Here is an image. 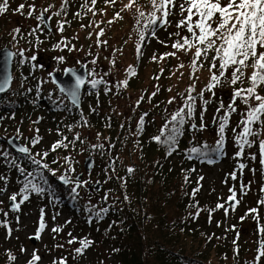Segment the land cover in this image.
<instances>
[{
  "label": "rangeland",
  "instance_id": "1",
  "mask_svg": "<svg viewBox=\"0 0 264 264\" xmlns=\"http://www.w3.org/2000/svg\"><path fill=\"white\" fill-rule=\"evenodd\" d=\"M4 2L0 0V4ZM176 2L177 7L167 6L170 11L166 18L168 23H159L160 30L155 31V36L141 42L139 39L146 35L153 16L158 15L152 0H138V3L111 0L107 3L105 13H98L101 19L97 24L87 23L85 12L86 8L91 7V0H7V10L0 14V49L13 50L15 58L12 87L3 96L6 101L14 103L17 100L15 95H23L25 105L17 110L18 114L0 109V127L6 132V139L16 136L29 149L32 162L37 160L47 164V170L55 171L56 178L66 177L69 182L60 185L70 189L80 205L87 208V212H99L103 210L102 200L114 202L116 198L109 182L107 166L111 165L118 151L110 143L107 132H104V136L100 133L103 125L116 122L122 128L128 124L130 131L134 132L140 127L143 118L145 127L149 129L146 130L147 137L154 138L162 130L166 132L171 116L178 110L183 108L185 113L188 104L199 106L198 128L193 129L195 142L201 144L207 141L215 147L223 139V145L217 149L215 147V152L222 151V158L216 163L191 166L182 156H175L171 161L177 168L188 166L193 171L195 178L201 182L205 199L210 201L216 211L211 222L215 218L222 224H235L236 233L249 240L246 256L253 261L256 251L252 241H255L254 231L264 227V205L258 203L264 199V191H261L264 188V166L259 163L258 148L260 140H264V127L260 124L251 126L260 135L249 136L252 146L245 145L242 155L238 156L240 148L237 137L243 128L241 121L246 118L247 106L237 98L233 105L235 111L228 107L233 103L236 89L251 86L247 76L253 70L245 71L242 81L233 85L230 83L229 69L214 89V96L223 104L207 101L213 96L208 93L212 72L202 70V61L210 64L215 52L206 54V58L202 57L193 67L195 48L186 51L172 47L178 41L182 43V37H191L186 28L177 27L186 18V12L181 13L178 5L185 4L187 7V4L185 0ZM225 2L221 0V3ZM156 3L159 5L160 1L156 0ZM20 4L25 5L22 12L17 11ZM129 4H132L131 8L126 7ZM29 6H32L31 14ZM43 14L50 20L52 31H48L41 20ZM35 36H41V39L36 41ZM258 51L264 49L258 47ZM168 53L175 55L169 56ZM81 66L89 74V87L82 107L78 109L80 116L61 111L58 106L52 112L51 105L46 104L43 98H50L58 104L67 105V102L52 83L50 74ZM167 73L170 75L166 79ZM190 74L200 91V96L194 101L182 94L186 88L185 82L189 83ZM97 80L102 82L93 88L92 82ZM124 81H127L126 87ZM179 88L182 90L175 95L174 91ZM170 100L173 102L169 103ZM152 101L156 102V109H153ZM149 110L152 113L145 114ZM91 112L93 115L90 119L87 113ZM226 115L228 120L221 136L219 129ZM261 119L264 120V117ZM37 139L39 142L35 143ZM58 142L62 146L53 151L52 146ZM193 148L190 145L185 151H192ZM44 153H47L46 157ZM252 156L256 159L253 160ZM89 157L94 159V166L86 172L84 162ZM240 164L245 167L241 169ZM16 165L19 167L17 170H23L25 177L30 173L21 161H16ZM33 165L39 169L35 163ZM8 168H0V211L4 218L14 223L11 226L9 224L10 228L7 227L5 232H0V248L12 252L15 259L8 258L12 264H30L34 254L40 257L36 264H60L61 260L66 264L115 263L109 243H105L102 238V231H99V237L92 236L93 232L88 230L86 221H79L75 211L59 206L46 192L42 197L35 192L30 195L29 192V199L11 215L10 197L17 195L19 202L22 186H19L14 164ZM80 174L82 179L78 180ZM97 183L102 185L100 191L94 189ZM89 184L93 187L89 188ZM230 189L235 191V201L239 202H235L234 206L229 205L232 195ZM218 204L224 207L217 209ZM252 208L258 211L249 213ZM41 216L45 224L43 231H39ZM53 228H59L60 231L53 232ZM32 237L37 238L36 245L29 242ZM73 239L75 242L70 244L68 241ZM81 240L91 241V244L83 250V254H78L76 249L81 246Z\"/></svg>",
  "mask_w": 264,
  "mask_h": 264
},
{
  "label": "trees",
  "instance_id": "2",
  "mask_svg": "<svg viewBox=\"0 0 264 264\" xmlns=\"http://www.w3.org/2000/svg\"><path fill=\"white\" fill-rule=\"evenodd\" d=\"M176 1L178 0H175L174 7H177ZM110 2L111 0H96L92 3L91 0V7L86 8L85 12L87 23L97 24L101 19L98 13L100 11L105 13L107 3ZM135 2L138 3V0ZM156 17L158 18L157 24L153 25L150 22L151 25L147 27L146 35L143 38L140 37L139 41L152 38L155 36V31L160 30L161 22L165 24L163 21L167 17H162V12H158ZM35 37L36 41L41 39V36ZM32 41L36 42L34 39ZM210 52L207 54L210 55ZM193 53L195 54V51ZM202 63H204L202 70H209L210 64L204 60ZM251 70L253 69L249 67L244 71ZM168 75L170 73L166 74V79ZM188 80L189 83L185 82V90L179 88L174 92L178 95L182 90L185 98L191 95L194 101L200 96V91L193 76ZM181 81L184 82V79ZM217 87L218 84L211 90L208 88V93L213 96L207 101L223 104L218 97L214 96V89ZM257 91L263 96L264 86L258 88ZM15 98L16 102L10 103L4 99L3 95H0V109L7 113L13 111L18 114L17 110L24 107L25 99L23 95L18 96V94ZM44 101L49 105L52 103L48 99ZM151 104H153V109L157 108L155 101ZM198 107L193 106L191 118L186 115L187 111H185L182 125L173 122L167 125V130L161 140L163 141L175 128L176 132L173 134L176 143L171 149L167 144L157 143L153 138H148L146 130L149 129L144 123L142 131L134 132L130 131L128 124L122 128L116 122L103 125V131L100 133L104 136V132H107L110 143L118 151V154L115 152L111 165L107 166L109 182L116 198L114 202L102 200L103 210L99 212L94 210L87 212L85 210L87 208L83 204L80 205L74 193L60 185L58 178L51 175L50 170L41 167H39L40 170L36 169L30 154L21 155L13 151L6 143L4 137L6 132L1 127L0 168L8 170V166L14 164L19 186L23 188L28 180H32L33 183L45 189L40 194L41 197L45 196L46 192L59 206L75 211L79 221H86L88 230L93 232L92 236L97 238L99 231H102L104 242L110 245L114 264H264V257L257 259L260 243L264 241V234L259 232L260 230L254 231L255 241H252L253 244L255 243L254 250L256 251L254 260H249L246 256L249 240L247 241L243 235L236 233L233 223L222 224L215 218L211 222L216 211L210 201L205 199L200 180L195 178L193 171L187 168L188 166L177 168L171 161L175 156H182L191 166V164H204L209 160L212 161L211 163H216L222 158V151L215 152L217 143L213 147L207 141L201 144L195 142L193 129L198 128L200 117ZM151 113L149 110L145 114ZM193 125L196 127L193 128ZM190 145L205 155L197 156L191 150L185 151ZM169 151L171 155L168 154ZM16 161L18 163L21 161L22 165L33 175L25 177L19 169L17 170L19 167ZM129 168L134 171L129 173ZM32 193L34 192H30V195ZM14 212L10 210L11 215ZM197 213L199 215H196ZM2 215L3 212L0 211V232H5L9 224L11 226L14 222L11 223L7 217L4 218ZM11 254L10 250L0 248V264H12V261L8 259L13 257ZM4 257L5 260H3Z\"/></svg>",
  "mask_w": 264,
  "mask_h": 264
},
{
  "label": "snow or ice",
  "instance_id": "3",
  "mask_svg": "<svg viewBox=\"0 0 264 264\" xmlns=\"http://www.w3.org/2000/svg\"><path fill=\"white\" fill-rule=\"evenodd\" d=\"M95 2L96 0H92V3ZM134 2L135 0H133V3ZM185 3L187 4V7H185V4H180L179 7L181 13L187 12V16L177 24V27L186 28L187 32L191 34V37H182L183 42L181 43L178 41L174 43L172 47L186 51L195 48L193 67H195L196 62L202 57L206 58L208 52H215V55L211 58L209 67V71L212 72L210 77L211 82L208 86L209 90L216 87L220 82L221 77L225 76V73L228 72L229 69H231L230 83L233 85L238 81H242V78L245 77V69L249 67L253 69L251 75L247 76L251 86L248 88L236 89L233 92V103L228 105L229 109L235 111L233 105L235 100L239 98L247 106L246 118L241 121L243 128L237 137V144L240 148V152H238L237 155L240 156L243 153L245 145L248 147L252 146L253 142L250 141L248 137L260 135V132L258 130H253L251 126L253 124H260L261 127H264V120L261 119V117H264V96L259 95L257 92L258 88L264 86V51H258V47L264 49V0H226L225 3H221V0H185ZM152 4L156 11L162 12V17L166 18L170 15L167 6L172 5L174 7L175 0H160L159 5H157L156 0H152ZM126 7L131 8L132 4H129ZM24 8L25 5L20 4L17 11L22 12ZM29 9V14H31L32 6H29ZM6 10L7 0H5L4 4H0V14H3ZM45 11H47V9H45ZM57 15H59V13H57ZM141 15H143V13H141ZM194 17L197 19L194 20ZM157 19L158 18L154 15L151 23L156 25ZM163 22L165 24L168 23L167 19H164ZM61 30H63L62 25ZM16 31L18 32L19 29ZM176 35H179V33ZM193 40L195 43H193ZM168 55L173 56L175 53H168ZM32 59H35V57H32ZM153 59H155V57H153ZM249 61H251V63H249ZM181 67H183V65H181ZM132 74L134 75V73ZM10 81L11 76H7L0 80V92H4L9 87ZM101 82L102 81L99 80L93 81L92 87L95 88L97 84ZM83 83V79L76 76L74 87L70 90L61 88V91L70 95L75 103L78 100V92ZM123 84L126 87L127 81H124ZM155 94L156 93H153V95ZM188 100H193V97L189 95ZM250 101L255 103L250 104ZM172 102L173 101L171 100L169 101V103ZM192 113L193 107L191 104H188L186 115L191 118ZM184 114V109L181 108L171 116V122L182 125L184 123ZM227 120L228 117L226 115L219 129L221 136L224 134ZM143 123V118H141L140 127H138L137 131H142ZM192 127L195 128L196 126L193 125ZM175 132L176 129L173 128L171 133L162 141L161 137L164 136V131L162 130L160 135L153 139L157 143L167 144L171 149L176 143L175 135L173 134ZM34 142L38 143L39 140L37 139ZM223 143L224 141L221 139L218 141L217 147H221ZM61 146V143L58 142L52 146V150L55 151ZM258 148L260 156L259 163L264 166V140H260ZM17 151L24 154L29 153V149L26 147H19ZM192 153L197 156L205 155L197 148H193ZM168 154L171 155V151H169ZM43 156L46 157L47 153H44ZM251 158L253 160L256 159L255 156H252ZM208 162L211 163L212 161L209 160ZM33 163L44 169L49 168L47 164H41V162L37 160H33ZM239 167L243 169L245 165L240 164ZM20 171L23 172L22 169ZM50 171L51 175H56L55 171ZM128 171L131 173L134 169L129 168ZM32 175L33 173H27V176ZM232 178L235 179V175H233ZM201 179H203V177H201ZM60 180L64 183L69 182L64 176H61ZM45 183H47V181H45ZM77 187H79V184H77ZM44 191L45 189L42 186L33 183L32 180H28L21 190L22 198L19 202H17V195H12L10 197V200L13 202V210L18 211L20 205L29 199V192L41 194ZM196 191H199V189H196ZM230 191L232 192V195L229 197V202H233L235 201L236 193L234 190L230 189ZM261 191H264V188H262ZM73 192H75V188H73ZM235 202L239 203L238 201ZM258 203L264 205V199H261ZM216 207L219 209L223 208L224 205L218 204ZM225 211L227 214V209ZM257 211L256 208H252L249 210V213H256ZM196 215H199V213ZM257 222H259L258 216ZM44 227L43 216H41L39 231H43ZM52 231L59 232L60 229L53 228ZM260 232L264 234V227L260 228ZM69 235L71 234L69 233ZM68 242L71 244L74 243L75 240H69ZM79 243L81 246L76 249V252L78 254H83V250L90 246L91 241L81 240ZM260 257H264V241H262L259 246V255L257 259ZM11 258L15 259L14 257ZM39 260L40 257L34 254L30 264H36ZM60 264H66V262L61 260Z\"/></svg>",
  "mask_w": 264,
  "mask_h": 264
},
{
  "label": "water",
  "instance_id": "4",
  "mask_svg": "<svg viewBox=\"0 0 264 264\" xmlns=\"http://www.w3.org/2000/svg\"><path fill=\"white\" fill-rule=\"evenodd\" d=\"M42 21L44 22V25L46 26V28H48V31L52 30V28L50 27V20L48 19V17L46 15H42L41 16ZM15 58V54L14 51L11 49H7V48H3L0 49V80L4 79L7 76H11V81L9 84V87L4 91V92H0V95H4L6 93H8L12 87V83H13V73H12V66H13V61ZM79 76L83 79L84 83L81 85L79 92H78V100L77 102H73V99L70 95H67L65 92L61 91V88L64 89H72L75 85V77ZM53 80V83L56 84L59 88V90L64 93L69 99L70 101L77 107L79 108L81 106V97H82V91L85 88V85L88 81V74L86 71V68L84 66H81L79 69H67L65 74H61V73H52L51 77ZM212 125L209 126V128H211ZM6 143L8 144V146L10 148H12L13 151H15L18 154L21 155H28V154H24L21 153L19 151H17V149L19 147H25L23 145V143L21 144V142L19 141V139L16 136H13L11 138H7L6 139ZM94 166V159L92 157H89L85 160L84 162V169L86 172H89ZM82 179V175L80 174L78 176V180ZM58 182L60 184H66L64 182H62L60 180V177L58 178ZM93 185L89 184V188H92ZM94 189L96 191H100L102 189V185L100 183H97L94 185ZM229 205L234 206L235 205V201L233 202H229ZM9 207L11 208V210H13V202L10 201L9 202ZM32 243V245H36L37 244V238L36 237H32L30 239V241Z\"/></svg>",
  "mask_w": 264,
  "mask_h": 264
},
{
  "label": "flooded vegetation",
  "instance_id": "5",
  "mask_svg": "<svg viewBox=\"0 0 264 264\" xmlns=\"http://www.w3.org/2000/svg\"><path fill=\"white\" fill-rule=\"evenodd\" d=\"M42 20V19H41ZM44 23V22H43ZM46 27V26H45ZM46 29H48V28H46ZM50 31H52V30H50ZM80 68V67H79ZM79 68H67V69H79ZM67 69H65L63 72H59V71H55V72H53V73H61V74H65V72H66V70ZM87 71V70H86ZM52 74V73H51ZM51 74H50V77H51ZM88 74V73H87ZM88 79H89V74H88ZM51 80H52V78H51ZM52 83H53V80H52ZM54 84V83H53ZM56 87H57V89H58V91L61 93V95H63L64 97H65V101L67 102V105H65V104H63V103H54L50 98H48V100L49 101H51L52 103L50 104L51 105V110H52V112L54 111V108H55V106H58L59 108H60V110L61 111H65L66 113H69V114H78V116H80V111L78 110V109H80L81 107H82V101L84 100V97H85V93H86V91H87V89H88V81H87V83H86V85H85V88L83 89V91H82V97H81V106L79 107V108H77L71 101H70V99L64 94V93H62L60 90H59V88H58V86L56 85V84H54ZM7 94V93H6ZM5 95V94H4ZM44 99V98H43ZM44 100H47V98H45ZM53 108V109H52ZM62 108V109H61ZM73 108V109H72ZM85 114V113H84ZM90 114H91V116H90ZM87 115L89 116V118L91 119V117H92V115H93V112H91V113H87ZM81 116H83V115H81ZM81 118V117H80ZM77 119V118H76Z\"/></svg>",
  "mask_w": 264,
  "mask_h": 264
}]
</instances>
